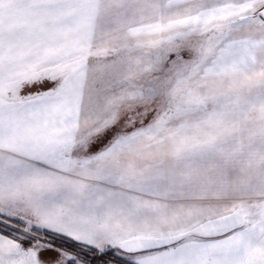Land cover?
<instances>
[{
	"label": "snow or ice",
	"instance_id": "obj_1",
	"mask_svg": "<svg viewBox=\"0 0 264 264\" xmlns=\"http://www.w3.org/2000/svg\"><path fill=\"white\" fill-rule=\"evenodd\" d=\"M0 264H264V0H0Z\"/></svg>",
	"mask_w": 264,
	"mask_h": 264
}]
</instances>
